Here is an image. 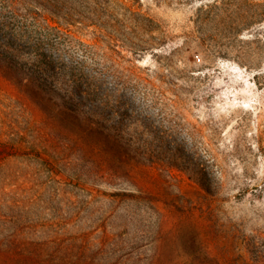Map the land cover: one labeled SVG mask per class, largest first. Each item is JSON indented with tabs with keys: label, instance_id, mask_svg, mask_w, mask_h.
Listing matches in <instances>:
<instances>
[{
	"label": "rangeland",
	"instance_id": "1",
	"mask_svg": "<svg viewBox=\"0 0 264 264\" xmlns=\"http://www.w3.org/2000/svg\"><path fill=\"white\" fill-rule=\"evenodd\" d=\"M41 4L0 0V264H264V0Z\"/></svg>",
	"mask_w": 264,
	"mask_h": 264
},
{
	"label": "trees",
	"instance_id": "2",
	"mask_svg": "<svg viewBox=\"0 0 264 264\" xmlns=\"http://www.w3.org/2000/svg\"><path fill=\"white\" fill-rule=\"evenodd\" d=\"M31 1H33V2H35V3H39V5H41L42 7H44V4H41V1L42 0H31ZM7 2L9 3V7L11 8V16L12 17H16L17 16V5L18 4H20V5H22L23 4V0H7ZM45 8H46V6H45ZM47 9V8H46ZM13 43H14V40H11V41H8V45H9V48H8V50H5L4 52H1V56L4 58V59H11L12 58V56H13V54H12V52L10 51V49H14L13 48ZM9 56V57H7V56ZM3 58H0V59H3ZM11 61V60H10ZM11 62H13V61H11ZM6 70L8 71V72H14V71H16L17 70V68H15L14 66H13V64H7L6 65Z\"/></svg>",
	"mask_w": 264,
	"mask_h": 264
}]
</instances>
